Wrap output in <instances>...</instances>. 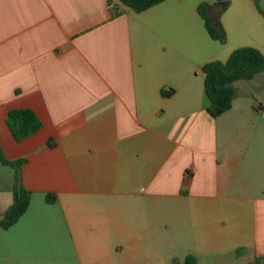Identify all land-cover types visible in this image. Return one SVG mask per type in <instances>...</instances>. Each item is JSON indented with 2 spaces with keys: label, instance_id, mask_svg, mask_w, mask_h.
<instances>
[{
  "label": "crops",
  "instance_id": "obj_1",
  "mask_svg": "<svg viewBox=\"0 0 264 264\" xmlns=\"http://www.w3.org/2000/svg\"><path fill=\"white\" fill-rule=\"evenodd\" d=\"M199 2L135 12L117 0H0V149L24 159L19 183L29 191L21 215L0 227V264L264 257V194L252 191L264 144L251 146V129L219 138L235 95L219 116L206 111L201 65L234 47L209 37ZM21 108L41 126L17 141L5 117ZM17 183L12 168L0 217Z\"/></svg>",
  "mask_w": 264,
  "mask_h": 264
},
{
  "label": "trees",
  "instance_id": "obj_2",
  "mask_svg": "<svg viewBox=\"0 0 264 264\" xmlns=\"http://www.w3.org/2000/svg\"><path fill=\"white\" fill-rule=\"evenodd\" d=\"M117 1L135 12H140L164 0ZM255 6L258 12L264 16L256 2ZM197 12L203 20L204 28L209 37L217 40L219 43H224L226 39L225 32L220 25H213L211 23L205 2L200 1L198 3ZM200 69L203 73L204 93L208 100L206 111L212 118H215L231 107L234 95L232 83L234 81L248 80L254 74L264 71V55L255 47L239 46L232 49L224 61L210 60L203 63ZM160 94L168 95L170 92L160 90ZM5 123L13 138L17 141L27 137L41 126L40 120L32 110L27 108L9 110L5 117ZM23 162L24 159L22 158L14 160L6 159L0 149V164L13 168L16 173V180L18 181L15 187L16 198L8 205L0 217V227L2 228H6L16 221L25 210L29 200V191L19 183V169ZM45 200L53 202L55 196L46 194ZM242 252V248H235L234 255L239 256ZM263 258V256H257L251 262L245 264H262ZM182 264H196L193 255H185Z\"/></svg>",
  "mask_w": 264,
  "mask_h": 264
},
{
  "label": "rangeland",
  "instance_id": "obj_3",
  "mask_svg": "<svg viewBox=\"0 0 264 264\" xmlns=\"http://www.w3.org/2000/svg\"><path fill=\"white\" fill-rule=\"evenodd\" d=\"M199 1L205 2L206 5H212L213 10L218 12L219 20L223 21L226 30L224 31L226 39L222 46L234 48L239 46H252L264 55V16L258 12L255 6L256 2L264 14V0ZM226 1L230 3L224 10L213 5ZM234 95L236 97H234V100L232 99V109L217 120L216 126L219 138H236L238 137L236 135L237 129H251V132L247 136L249 142H251V146L257 143L264 144V71L254 74L251 79L239 81ZM253 104H255V107L252 106ZM226 128L231 129V134L228 132V136L223 131ZM258 131L261 135L263 134L262 140H258V137L261 138V135L259 136L257 134ZM262 170L263 174L260 177V185L252 188V191L257 194L260 191L264 194V163ZM11 171L12 168L9 166H0V187L5 185V180H7ZM183 249L178 244L175 246L172 244L170 253L171 255H179ZM226 255L224 253L222 257H218L220 260L216 262L211 260L212 258L208 260V258L204 257L200 260L199 264H243L244 257L242 259H232L229 256L225 257ZM261 263L264 264V258Z\"/></svg>",
  "mask_w": 264,
  "mask_h": 264
},
{
  "label": "water",
  "instance_id": "obj_4",
  "mask_svg": "<svg viewBox=\"0 0 264 264\" xmlns=\"http://www.w3.org/2000/svg\"><path fill=\"white\" fill-rule=\"evenodd\" d=\"M15 198H16V194H15Z\"/></svg>",
  "mask_w": 264,
  "mask_h": 264
}]
</instances>
